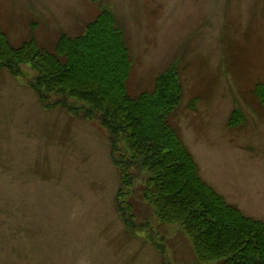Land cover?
I'll return each mask as SVG.
<instances>
[{
  "label": "rangeland",
  "instance_id": "1",
  "mask_svg": "<svg viewBox=\"0 0 264 264\" xmlns=\"http://www.w3.org/2000/svg\"><path fill=\"white\" fill-rule=\"evenodd\" d=\"M103 7L124 28L129 94L151 90L175 66L183 98L171 121L202 177L264 221V115L253 93L264 82V0H0V26L14 46L34 38L53 50ZM22 67L20 79L0 70V264H162L150 235L168 264H209L197 260L178 224L160 221L138 195L136 222L149 228H126L107 130L43 108L26 83L34 69ZM235 108L245 119L231 128ZM146 177L140 172L136 188Z\"/></svg>",
  "mask_w": 264,
  "mask_h": 264
},
{
  "label": "trees",
  "instance_id": "2",
  "mask_svg": "<svg viewBox=\"0 0 264 264\" xmlns=\"http://www.w3.org/2000/svg\"><path fill=\"white\" fill-rule=\"evenodd\" d=\"M24 64L35 71L26 83L43 108L61 107L96 119L107 130L111 160L120 177L116 209L129 231L135 234L150 225L147 220L136 222L138 195L160 221L183 229L200 263L264 264V221L246 215L204 180L171 121L183 98L177 68L158 75L151 90L129 94L133 60L123 25L112 11L101 8L76 36L61 34L53 50L34 38L14 46L0 26V70L20 79ZM253 93L264 115V82L256 83ZM244 119L235 108L228 125L239 127ZM143 170L148 177L136 188ZM149 238L162 264H168L164 245Z\"/></svg>",
  "mask_w": 264,
  "mask_h": 264
}]
</instances>
